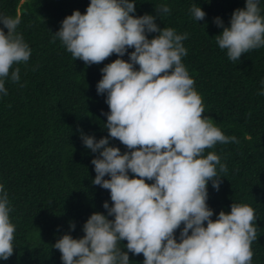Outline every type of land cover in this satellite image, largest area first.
<instances>
[{"label": "clouds", "instance_id": "obj_1", "mask_svg": "<svg viewBox=\"0 0 264 264\" xmlns=\"http://www.w3.org/2000/svg\"><path fill=\"white\" fill-rule=\"evenodd\" d=\"M135 4L89 0L84 14L74 10L53 34L74 60L86 65L110 54L118 58L100 69L95 86L109 109L102 113L108 136H80L84 147L98 153L90 161L95 172L91 183L109 191L111 207L105 201L106 215L95 212L87 218L81 238L64 234L52 247L61 254L62 264H130L129 252L142 254V264H252L255 210L232 203L228 213L221 210L211 219L213 210L206 203V185L211 181L218 190V168L224 172L226 166L214 152L205 155V149L236 143V137L225 136L210 117L202 116V99L182 63L187 33L159 28L149 14L130 15ZM259 4L260 0H244V7L232 12L228 27L219 17L213 19L223 29L215 42L229 60L264 47ZM189 11L196 22L205 17L196 4ZM158 12L167 14L169 8L161 5ZM19 23L18 17L0 13V95L7 94L6 79H20L13 65L27 62L31 55L16 31ZM148 33L157 35L149 39ZM126 53L127 61L119 58ZM259 94L264 95V88ZM109 138L127 150L121 153L109 146ZM10 212L0 184V261L8 260L14 250L16 225ZM74 228L70 222L69 231ZM122 240L126 250L119 247Z\"/></svg>", "mask_w": 264, "mask_h": 264}, {"label": "trees", "instance_id": "obj_2", "mask_svg": "<svg viewBox=\"0 0 264 264\" xmlns=\"http://www.w3.org/2000/svg\"><path fill=\"white\" fill-rule=\"evenodd\" d=\"M135 2L130 15L149 14L159 28L187 33L182 41L187 50L182 63L202 99V116L210 117L225 136L237 140L205 149V155L214 152L226 166L224 172L218 168V190L211 181L206 185L211 219L221 210L228 213L232 203L250 205L257 226V239L251 243L252 264H264V95L259 94L264 88V47L229 60L226 50L215 42L223 29L213 23L219 17L228 27L232 12L243 8L244 0ZM88 3L0 0V13L19 18L16 31L31 49L27 62L13 65L19 68V81L6 79L7 94L0 95V184L7 192L10 219L16 225L13 254L0 264H62L61 254L52 247L56 240L64 234L81 238L87 218L95 212L106 215L105 201L111 207L109 191L91 183L95 172L90 161L98 153L84 147L80 136L97 140L108 136L102 113L109 109L105 95H98L95 86L102 76L100 69L118 57L110 54L100 63L86 65L74 60L53 36L66 16L74 10L84 14ZM193 4L205 13L203 20L196 22L192 17ZM161 5H167V14L158 12ZM259 8L264 15V0ZM155 35L148 33L147 38ZM119 58L127 61V53ZM109 146L121 153L127 150L115 138H109ZM70 222L75 225L71 231ZM178 235L179 228L174 233ZM125 244L122 240L119 247L126 250ZM128 256L130 264H142V254L129 252Z\"/></svg>", "mask_w": 264, "mask_h": 264}]
</instances>
